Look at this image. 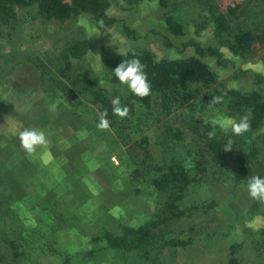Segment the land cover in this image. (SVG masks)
Instances as JSON below:
<instances>
[{
	"label": "rangeland",
	"instance_id": "1",
	"mask_svg": "<svg viewBox=\"0 0 264 264\" xmlns=\"http://www.w3.org/2000/svg\"><path fill=\"white\" fill-rule=\"evenodd\" d=\"M110 1L108 16L114 23L105 29L86 15L44 23L36 7L18 11L13 28L0 26V251L18 241L22 247L17 249L25 253L12 259V250L5 249V264H137L134 258L124 259L107 249L101 235L145 223L152 210L164 203L146 180L153 165L187 155L161 142L155 119L128 115L121 118L126 124L120 122L116 130L100 127L99 109L79 91L75 73H86L99 87L124 97L125 87L106 82L105 59L143 50L159 59L186 58L196 55L194 46L188 45L194 42L230 59L217 66L215 58H201L217 72L219 86L256 91L254 74L264 75V45H257L254 56L244 61L220 46L209 26L199 31L211 12L226 15L237 5L235 15H249L247 23H253L251 18L264 9V0H131L134 6L128 0ZM168 17L184 26L183 36L167 31ZM77 40L89 43L88 53L73 60V72L61 77L59 55ZM21 62L23 72L16 73L14 68ZM28 70L33 77H23ZM208 93L209 104L197 103L194 112L182 116L187 124L181 117H175L174 124L186 131L187 119L204 123L242 118L232 115L221 99L212 102L218 97L215 89ZM25 128L43 130L48 145L32 155L25 153L18 139ZM220 129L232 134L230 128ZM142 141L145 150L139 147ZM134 171L144 178L129 186ZM202 180L191 186L180 204L197 207L198 212L160 228L166 238L187 243L165 248L162 260L165 264H264L259 234L264 228V200L251 198L247 183L230 182L225 172ZM25 183L31 186L21 189ZM213 200L216 204L211 206ZM204 232H215L210 236L216 245H189L188 234L200 239Z\"/></svg>",
	"mask_w": 264,
	"mask_h": 264
},
{
	"label": "trees",
	"instance_id": "2",
	"mask_svg": "<svg viewBox=\"0 0 264 264\" xmlns=\"http://www.w3.org/2000/svg\"><path fill=\"white\" fill-rule=\"evenodd\" d=\"M128 4L134 6L135 2L128 0ZM30 7H36L37 16L44 23H63L79 15H86L101 29L114 23V18L108 16L110 0H0V26L13 28L18 11ZM237 9H240L238 5L228 8L226 15L211 12L208 19L199 25V31H204L209 26L220 46L227 48L235 58L245 61L254 56L257 45H264V9L253 14L254 17L251 19H254V22H249L250 24L247 23L249 15L247 17L235 15ZM166 27L167 31L176 37L185 34L184 26L173 18L166 19ZM124 32L128 34L129 29L124 27ZM188 45L194 46L195 56L167 60L157 58L149 50H143L128 52L103 61L106 82L120 85L111 70L123 60L139 59L144 65L151 86L149 96L144 98L136 97L127 91L124 97L119 96L120 93H111L99 87L86 73L74 75L75 81L80 84L79 91L88 95L91 103L97 106L101 117L108 121L109 130L112 128L116 130V127L126 124L122 117L113 113L112 100L119 97L121 107L128 110L126 116L131 115L136 120L145 117L148 120H157L161 129V142L186 151V156H173L161 165L156 163L153 165L151 176L146 180L163 198L164 203L152 210L145 223L135 227L124 226L119 233L106 230L101 235L107 249L124 256V259L125 256L127 259L132 257L137 264H165L162 260L165 248L187 245L185 241L177 238H166L160 228L198 212L197 207L180 206L192 185L203 182V178L211 174L213 176L218 171L225 172L230 182L238 184L247 183V179L252 176L264 178V75L254 74L258 86L256 91L240 92L227 89L224 85L219 86L217 72L201 58L211 56L216 59L217 66H225L228 60L231 62L230 59L213 47H205L194 42ZM167 46L171 44L167 43ZM88 50L89 43L86 40H77L65 48L59 55L61 77H68L73 72L72 61L82 59ZM261 61L264 65V53ZM22 63H18L14 68L16 73L22 74L24 69ZM23 77H33V74L28 70ZM210 89L216 90L225 108L232 115L248 117L250 128L247 132L240 136L226 134L218 125L212 122L200 123L197 119H187L186 131L174 124L175 117L183 118V123H186V117L182 116L188 111L194 112L197 103L200 106L209 104L212 99L208 93ZM114 133L118 134L116 131ZM229 139L233 141L232 151L225 152L223 149ZM143 144L142 141L139 147L145 150L146 145ZM188 157L192 162L190 164H187ZM130 177L129 186L138 185L144 178L138 171L131 173ZM30 186L25 183L21 189ZM212 204L216 202L213 200L211 206ZM190 231L189 229L188 232ZM214 233H207L200 239L188 234V243L191 245L192 242L199 244L205 242L209 246H214L216 241L210 236ZM259 234L264 245V228ZM19 246L22 247L21 242L13 241L8 243L7 247H2L0 263L6 262L5 249L12 250L10 255L12 259L19 255L24 256L25 253L17 249Z\"/></svg>",
	"mask_w": 264,
	"mask_h": 264
},
{
	"label": "clouds",
	"instance_id": "3",
	"mask_svg": "<svg viewBox=\"0 0 264 264\" xmlns=\"http://www.w3.org/2000/svg\"><path fill=\"white\" fill-rule=\"evenodd\" d=\"M115 80L123 87L127 92L140 98L149 96L151 91L150 83L148 82L147 75L144 70V65L139 59L133 58L123 60L114 70H111ZM212 102H220L219 97H214ZM113 113L117 116L124 117L127 115V108L121 107L119 97H115L112 100ZM214 125H219L223 129L231 130V133L235 136H240L247 132L250 128L249 119L247 116L240 118V120H228L223 118H217L212 121ZM100 127H108V121L103 117L100 120ZM16 129H13L15 133ZM18 139L20 141L21 149L28 155L34 154L38 148L46 147L49 143L46 133L37 128H25L18 133ZM233 141L231 139L224 146L225 152L232 151ZM247 192L253 199L264 200V178L260 176H252L247 179Z\"/></svg>",
	"mask_w": 264,
	"mask_h": 264
}]
</instances>
